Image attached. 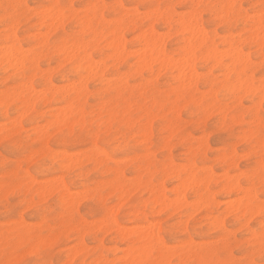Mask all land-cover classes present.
<instances>
[{"label": "rangeland", "instance_id": "obj_1", "mask_svg": "<svg viewBox=\"0 0 264 264\" xmlns=\"http://www.w3.org/2000/svg\"><path fill=\"white\" fill-rule=\"evenodd\" d=\"M55 1L56 0H15V2H20L33 6L49 4V3H57V2L80 5L83 6V13L85 17L89 15L91 16L92 14L91 18L95 22V27L89 29L91 33L90 41L89 40L83 41L82 45L84 47L85 50L84 53L86 54V56L88 53L90 59L96 61L94 62L91 60V64L93 62L98 64L97 66H93L94 64H92L94 69L93 73L96 72L98 74L94 73L96 77H92L91 76L92 74L91 75L89 74L90 76H88L87 78L88 80L86 79L87 76L86 77L80 76L78 80L79 82L75 78H70V77L78 76V74L82 70L86 69L85 67L87 66V62L86 60H84V56L79 57V59H77L76 56H73L74 58L71 56L73 59H70V57H68L69 60L68 62L67 59L65 58L63 62L53 63L51 67H48V61H45L44 70L40 72V75L44 76L46 74L47 77L46 86L43 89H41V91L38 90L41 94H38L39 92L37 91L38 93L37 92L32 93L30 95L31 97L29 96V98L27 97V99H25L24 92L27 90H23V89H27V88L26 85L24 84L21 75L23 68L22 66L17 65V63L14 62V60L10 64L9 62H7L6 59H4L3 61L2 58L4 56L1 55H4L3 52H5V46H4L5 44H4L3 36L0 35V56H1L0 57V93H4L0 95V188H2L5 179L3 167L6 157L9 160L14 159L16 161L17 170H19V165L25 162V157L23 155L22 150L14 149L11 146V144L7 149L5 148V141L10 140V138L18 134V132L25 131L27 134V130L20 129L17 125L16 119H18L21 115L30 118L29 123L32 133L46 131L48 128L47 125L48 124L54 125L53 122L51 121H56L54 123H57L56 119L59 118L62 114H67L66 115L67 118L68 115H71L72 113L71 109H73L74 106L79 110L80 109L83 110L86 107L95 108V109L97 108V110L104 109L107 107L109 110H111L116 106V104H122L124 106V110L132 114L140 112L141 109L144 110L146 109L144 111V117L146 119L144 120V123L141 124L140 123L141 118L137 120H132L131 116H129V119L126 122V126H125L126 127L125 133H119L118 130L121 127V125L117 124L116 131L118 132V134L113 135L111 139L105 141L106 157L103 160H93L90 157H79L81 156L80 153L82 151L83 152L87 151L85 149H79L74 154H71L75 156V161L79 158L77 162L74 164V167L82 168L86 170L76 173V175L72 178V180L69 181L70 186L77 190H83V191L91 190L96 186L111 187L112 189L111 196L116 199L117 201L116 209L119 212V216L118 218H114V222L116 225H119V227L117 226L108 229L109 231L111 230L110 232L107 230L101 232L99 225L102 224V223L100 224V221L103 222V216L97 214L93 217L89 213V208L96 207V205H94L88 199H83V200L73 199L72 204L75 203L76 204L74 205L75 207L72 208H70L71 205L70 207L67 206L68 214L70 216L78 214L81 217L80 220V223L82 222L81 224H87L89 227H91L92 225H96L97 227L92 229L90 233L85 232L84 234H81L83 232L80 231L79 227H66L61 223L58 226V231L56 232L54 238H50V239L46 238V242L48 243L45 242L44 246L49 249V252L47 253V258L50 261H52L53 264H74V262L77 260L79 261V264H94V261H100L106 258L109 259L110 261L112 259L114 261H120L121 259H125L126 257L125 253L131 254L133 252L132 251L134 249L133 245L139 243V241L136 240H139L137 238H139L138 236L141 230L143 231L144 228L146 229V227L144 226H148V228H150L149 226L150 224L152 227L154 225L159 226L161 224H166L168 221L172 219H175L177 224L182 222L185 231H187L189 229V226L191 225L193 238L195 239L196 242H198L197 244L212 246L218 243L221 240L220 238H222V236L220 235L219 232V226L216 225L214 222V217L220 216L234 203H237L238 199L240 198L242 199L241 190H238L240 189L238 186L239 178L234 175L236 173V165L237 164L242 165L243 167L241 171H243L250 167H254L255 161L250 162L245 159H240L239 161H237L235 157H233L231 160H229L226 157L223 160L222 156L224 151L230 147L232 148L235 147L232 144L233 137L227 131H221L218 129L217 134L212 135L210 139L205 141V144L204 142H202L203 145L202 144L200 145L201 142L194 135V133L200 129L201 124L207 122V119L211 117H216L218 120H221L222 122L223 116H227V112L230 109L228 108V105L222 104L221 101L217 100V94L223 92L224 82L227 81L226 77H228V74L230 73V69L232 70L230 74H232L233 70L235 69V67L233 66L235 65H232L230 67L228 64L224 63L225 59L228 58L229 56L228 54L230 53L229 51L227 52V50L225 51L223 49L225 44H228L229 48H231V34L230 35L228 34L229 36L226 35L224 29L220 28V26L216 24V17L209 14L211 10L210 9L201 10L200 15L203 16L204 18L203 19L196 18L195 21L193 19L196 15L194 14L192 16L193 12L189 13L188 11L190 10H188L185 6L191 4H199V3L206 5L224 4L227 3V1L230 2L232 0H199V3H197L198 0H180V1L179 0L178 1L177 0H57L56 2ZM233 1L236 4H241V5H252L255 3L259 4L260 2V0H233ZM5 2H7V0H5ZM93 3L95 6L93 5ZM151 4L174 5L176 6L177 9L175 11L176 13L175 12L172 13L170 9H166L168 10L166 12L167 14L170 12L168 15L174 14L177 17L181 16L180 18H182L183 16L181 20H183L186 24L187 22L186 19L184 20V18H186L187 15L193 17V19H191L193 20L192 23L195 24L199 22V25L195 24L199 26L197 27L199 28L197 30L203 28L201 34H203V31H206L205 37L203 36V38L202 37L201 38L207 41H203V42L201 41L204 44L202 43L199 44L201 38L199 39L200 35L197 31L196 34L197 38L192 42V43L195 42L192 45L193 46L195 45V50L196 48H198L197 44L200 45L198 49L202 47L206 48V50L211 49L208 50L207 55H205L206 51L204 53L205 56L210 55L208 57L209 59L207 58L206 60V57L204 55H201L198 56L199 59L197 60V56L193 54L195 55V56L192 55V60L194 59L193 57H195L194 64H192L193 61L191 62V65L184 63L186 66L183 64V62L178 61L181 59L174 60L172 57L180 56V54L184 52V49L187 48L183 46H186L185 44H188V46H190L189 42L190 40H192L191 38H189L190 40L189 42H187L188 39H185L184 33L187 31V28H185L184 26L185 23H182L184 27L182 30L185 29L184 30L185 32L181 31L182 33L181 32L175 33L171 30L170 27L168 28L166 24L164 25L154 22L152 27L154 28L156 33H158L160 36L166 35L165 32L167 33L168 36L170 35L169 37L167 36L161 37V40L159 42L155 41L154 44L156 43L157 46L154 48L157 49V51L162 52V54H163L162 50H164V54H165V50L167 49V53H168L167 56L170 55L169 56L170 58L168 59L172 58L171 60L173 62L171 60H167V62L164 64L163 58L161 57L162 54L160 52L158 53L157 51L156 53L151 51L153 50L152 47L151 49L148 50L155 53L156 57H154V60L151 61L150 63L151 66L149 64L150 67L142 66L143 69L145 68L143 70L141 67L142 64L140 63L139 56L141 55L142 52L145 53V51L148 52V50L145 48V45L143 46L144 42L142 41L141 37L145 34L144 32H147L148 30H141L139 25L136 23L135 19H130L126 24L122 23L124 17L121 16L117 18V13L123 12L126 14L129 10H134L136 6H145ZM104 5H108L109 7L106 8L104 7ZM116 5H124L125 7L123 9L112 7ZM180 9L183 10L181 11ZM247 10H248L247 8L244 9L245 12H247ZM77 11H80V9L79 10L77 9ZM189 16L187 17L188 20L190 19ZM188 24L191 25V21L190 23L188 22ZM118 25L119 26L122 25V26L119 27ZM195 25H193L195 28L192 25L188 27L189 28L192 27L191 30L193 29L196 30ZM118 27L122 28L121 29L122 32L118 30L119 29ZM162 29H164V31H161ZM2 31L3 30L0 29V33H2ZM188 32H186L187 38L191 36L189 35L190 32L189 33ZM116 35H119L120 38L117 37ZM112 37L114 38L113 39L114 43H117L115 41L118 39L120 40L124 39L122 43H123V47H125V50L123 53L121 51L120 54L122 58L120 57L116 58L117 57L116 53L118 52L114 53L115 55H113L112 51H114L113 49H115L116 47L112 45L113 42L111 39ZM115 37H117L118 39H115ZM258 38H259V33L257 31V39ZM184 40L187 43H185ZM197 40H199L198 43H196ZM86 45L88 46L86 47ZM214 45H216V47ZM162 46L164 48H162ZM160 48L162 50H160ZM218 48L220 49L219 51L217 50ZM193 49L194 47L192 48V52ZM130 50L131 51L134 50V51L131 52ZM212 50L213 52L214 51H218V53L220 52L219 55L217 54L218 55L217 58L219 57L220 59L213 60V58L215 57L211 56L210 54ZM136 52L138 53L136 54ZM221 52H227L228 56L225 55V58L222 59L224 53L220 56ZM157 53L161 54L159 58L157 57L159 56ZM193 53H195V51ZM40 59L41 58L39 57L36 58L37 65L40 63ZM72 60H77V62L75 64H72L71 63ZM215 60L218 61V64L216 63L217 65L214 64V62H216ZM102 62H104V64ZM169 62H171L170 63L171 65L172 63L175 65L174 66L172 65L173 67L169 66ZM65 64L70 65V67L68 68V74L65 76L58 75L60 69L63 68ZM182 65L185 66V68ZM187 65L190 66L189 68H192L189 69L191 70V73L188 72L189 70L186 69ZM161 66L164 67L160 68ZM167 67L168 69H166ZM251 67H252V72L250 73L248 79L250 80L254 77L258 83L259 78L261 79L260 63L258 62V60L255 63H253ZM36 70L39 71L38 68ZM226 70L229 73L226 72ZM156 73H158V75H156ZM187 74H191V75H187ZM87 75H88V70H87ZM186 75L188 79H184L186 78ZM192 75L195 77H193ZM197 75L199 76L197 77ZM176 76L177 78L183 77V79L182 80L176 79ZM190 76L192 77L191 80L189 79ZM31 78L35 79V74ZM31 78H29L30 82L32 80ZM194 78H196L197 80ZM84 80L87 82L85 83ZM185 80H187V83L185 82ZM192 80H195V82L194 81L192 82ZM80 81L84 82L81 88L79 87ZM73 82H75V84ZM188 83L190 84L189 87H187ZM89 84H91V90H89L88 88ZM114 84H117L118 87L117 85ZM217 85H221V86L217 87ZM194 89L196 91H194ZM54 90L57 91L60 90V91L57 92ZM79 90L80 92H78ZM82 90H83V94H82ZM250 91H254V90H250ZM14 92L16 93L15 97L12 96V94H15ZM113 92H115L116 96L113 95ZM20 93H22L23 96ZM255 93L256 90L252 92L253 96L255 95ZM6 94L7 96L9 94L8 98H6L7 96L4 97ZM104 96H107L108 99L107 100L103 99ZM35 97H36L35 100L36 102H32V100H34ZM176 99L177 101H175ZM19 100L20 103H18ZM187 100L190 102H188ZM236 100H237V105L243 104L244 107L242 109V114L240 118L234 120L233 125L235 127L244 126L246 123V121L244 120V113L256 110L255 126L258 129L260 124L259 101L256 100L255 102H253L252 98L248 95L247 90H246V95L244 94L243 96H239L236 98ZM212 102L213 104H211ZM25 103L26 105L23 106ZM30 104H32L33 106H31ZM249 104L251 105V108H248ZM64 106L67 107L65 108ZM254 107L256 109H254ZM64 108L68 110H65ZM176 108L178 110L179 109L181 110L178 111L176 110ZM62 109H64L65 111ZM69 109L71 110L70 112ZM207 111H208L207 114L208 117L206 116L204 120H201L200 118L201 113L203 112L207 113ZM57 112L60 114H58ZM221 114H223V116ZM54 116H58V117L54 119L55 118ZM9 117L10 119H6ZM150 119L153 121H151ZM42 125L45 127H42ZM36 128L38 131L36 130ZM188 129H191V131H186ZM6 131L8 132V135H5ZM142 132H144L145 136L142 135ZM149 133L151 134L150 136ZM146 134L148 135L147 137ZM39 139L40 137L38 136L36 140L30 141L28 143L31 147H35ZM193 145H196V147H193ZM71 147H78V146L72 145ZM193 152L195 153L193 154ZM107 156L111 158V160H109ZM28 159H30V157ZM51 163L54 165L55 161H52ZM187 165H189V167L193 166L190 168L191 170H189ZM183 166L185 170H183ZM203 166H205L206 169ZM117 168L120 170L118 171ZM146 168L149 169L150 172H146L145 171ZM51 171L55 172L57 171V169L55 167H52ZM170 171L172 173L176 172L177 174L173 173L172 175H170L169 174ZM188 171L192 173L194 172L193 174L195 176L193 177L195 179H197L198 177L201 180L204 179L203 182L201 181V183H196L197 181H199L197 179L195 180L196 184L194 186L193 184L194 180L192 176H190L192 175V173H189ZM24 172L25 174H27V169H24ZM167 173L169 174V176ZM218 173H220V175ZM116 174L121 176L123 175L125 178L122 179L123 177L122 176L121 179H119V177H117L118 175ZM147 174H149V176ZM208 174H209V178L212 177L210 178L211 180H209L210 182L209 184L208 181H206L207 179H205L208 176ZM221 176H223V179H221L222 178ZM227 176L230 179L224 178ZM13 177L14 174H9L10 179ZM133 177L140 180L135 182ZM176 177L179 179H177ZM190 177L192 178L193 182L191 181ZM117 178H118L117 183L119 184L115 183L116 182L115 179ZM130 178L133 180V183L130 181ZM55 179L57 178H55L54 175H50L46 179H35V178L33 179V183L37 185L39 190L40 188H43L40 190V192L43 194V199L52 200V198L54 197L55 192L58 190L57 188L53 189V187H56L57 185ZM51 181L53 182L51 183ZM108 181L109 183L107 184ZM138 182L144 185L139 187L140 184ZM158 182H161V184L162 183L163 184L160 185V183ZM183 182L189 185L187 189H184V186L182 185ZM137 183L139 185H137ZM46 184H48V186L50 187L45 186ZM228 184H231L232 188H229L230 185ZM117 185H121V186L118 188ZM187 185H185V187H187ZM159 187L160 188L163 187V189L160 191ZM47 188L50 189L49 192ZM151 189L152 191L150 192ZM227 189L230 190L227 191ZM43 190L46 193H44ZM163 191L164 194L161 193ZM159 194L164 196L163 199H166V201H168L166 202L168 203V206L169 204H173V205L177 204V205L174 207H172L173 205L168 207L166 204L162 205V202L157 203L158 197L159 199L161 198ZM182 195H184L183 197L186 201L178 200L179 199L178 197H182ZM154 197L156 198V201L155 199H153ZM203 198L205 199L203 200ZM0 199H2V196H0ZM197 200L199 201L198 205L197 203L195 204V201ZM203 201L207 202L208 204L207 203H206L207 205L204 204ZM185 202L187 204L184 206ZM202 203L205 206H202ZM98 212H99V208L97 207V213ZM62 215H63L62 202L59 197H56V199L53 200L51 207L49 208V217L53 223V227H57L55 222L57 221V219L61 218ZM256 219H258V216L256 217ZM229 222L234 224L235 220H230ZM25 223L30 229L31 228L38 229L43 223V218L40 216L39 213H29ZM15 227H16L15 222L9 219L7 214H5V212L3 211V209L0 208V260H3L5 258V247L9 241L19 246H23L24 244L27 243V240L15 239L18 232V229ZM142 227L143 229H141ZM257 227H259V224H257ZM118 228H120L121 230L119 229V231H117ZM135 229H141L138 235L135 234L136 233ZM123 230L126 232L129 230L128 232H132V233H130L128 237L124 239V236L121 234V231ZM49 231H51V228L49 229ZM146 231H150V230L148 229ZM143 232H145V230ZM133 233L135 235H131ZM182 234L183 233H181V235ZM231 234L233 235V237H235L234 232ZM55 237L57 239H55ZM89 240L91 241V243L88 242ZM93 245H95V247H93ZM114 246H116L118 249L115 248ZM80 248L82 249L85 248L86 250L84 249L83 252H80L82 250ZM119 248L122 249L120 250ZM97 249H99V252L97 251ZM72 251H74V253ZM75 252H79V253L77 254ZM38 253H39V249L35 247H29L21 255L10 256V258L15 260L18 259L24 260L26 258L34 260L38 258ZM72 257L73 260L70 259ZM176 258L177 257L175 256H169L170 264L171 261Z\"/></svg>", "mask_w": 264, "mask_h": 264}, {"label": "snow or ice", "instance_id": "obj_2", "mask_svg": "<svg viewBox=\"0 0 264 264\" xmlns=\"http://www.w3.org/2000/svg\"><path fill=\"white\" fill-rule=\"evenodd\" d=\"M112 7L123 9L125 6ZM185 7L193 12L197 19L204 18L200 15L201 10H211L209 14L216 17V24L224 29L226 35L231 34V48L225 44L223 49L230 52L224 63L230 67L235 65L234 71L224 82L223 92L217 94V100L228 105L230 109L227 116L221 114L222 122L216 117L207 119L194 135L202 143L216 135L218 129L229 132L235 147L226 149L223 156L229 160L235 157L237 161L240 159L255 161V166L241 171L243 166L236 165L235 176L239 178L238 186L242 199L220 216L214 217L222 236L218 243L212 246L197 244L193 238L191 225L185 231L182 222L177 224L176 220L172 219L166 224L154 225L139 243L133 245L134 250L126 259L110 261L106 258L94 261V264H170L169 256L177 257L171 264H264V0L252 5L224 3L191 4ZM245 8L248 9L247 12L244 11ZM166 9L172 12L177 10L174 5L151 4L136 6L126 14L118 12L117 18L123 16L122 23L125 24L130 19H135L141 30L154 31L152 26L155 22L166 24L173 32H181L183 24L176 15H166ZM92 27H95V22L90 15L88 17L83 15V6L80 5L49 3L33 6L15 0L7 2L0 0V29L3 30L0 35L4 38L5 59L9 63L15 60L17 65L22 66L21 75L27 88L24 93L25 99L46 86V74L40 75L44 70L45 61H48V67H51L53 63L63 62L66 57L76 56L79 59L84 55L82 42L91 38L89 29ZM184 35L187 39V33ZM205 51L206 48L202 47L194 54L198 57L204 55ZM167 55L166 49L165 63ZM192 55V50L186 48L180 56L172 58L190 62ZM37 57L41 58L38 65ZM257 60L260 63L261 75L258 83L254 77L251 80L247 79L252 72L251 66ZM76 62L77 60L71 61L72 64ZM69 67V64H65L58 75H67ZM34 74L35 79L29 82V78ZM80 76H87V70H82L78 76L70 78L79 80ZM83 83L80 81L79 86H83ZM88 88L91 90V84ZM246 90H249L248 95L253 102L259 101L258 129L255 126L254 110L244 113L246 121L244 126L233 125V121L240 118L244 107L243 104L237 105L236 98L243 96ZM250 90H256L254 96ZM103 99L107 100L108 97L104 96ZM248 107L251 108V105ZM144 111L141 109L135 114L128 113L122 104H116L111 110L107 107L100 110L86 107L80 111L74 106L67 118L48 127L46 131L37 133L31 132L29 117L21 115L17 119L18 127L27 130V134L25 131L18 132L10 140L5 141V148L11 144L14 149L22 150L25 162L21 163L17 170L16 161L6 157L3 167L5 179L0 188L2 196L0 208L15 222L18 229L15 239L27 240V243L19 246L9 241L5 247V258L0 260V264H53L47 258L49 249L44 245L46 238L50 239L56 235L61 223L66 227H79L81 232L90 233L96 228V225L89 227L87 224H81V217L78 214L73 216L68 214L67 206L72 204L73 199H88L96 205L89 208V213L93 217L97 214L103 216V222L99 225L101 232L118 226L114 218H118L119 212L116 209L117 201L111 196V187L96 186L83 191L70 186L69 181L76 173L86 170L75 168V156L70 154L85 149L86 152L80 153L82 157H90L93 160L105 159V141L118 134L117 124L121 125L119 133H125L129 116L132 120L141 118L142 124L146 119ZM206 116V112L201 113V120ZM5 135H8L7 131ZM38 136L40 139L35 147H31L28 142L36 140ZM72 145L78 147H71ZM52 161H55L54 165ZM52 167L57 171L52 172ZM24 169H27V174L24 173ZM9 174H14V177L10 179ZM50 175L57 178L58 190L52 200H46L42 198L33 179H46ZM56 197L61 198L63 215L55 222L57 227H53L49 208ZM29 213H39L43 218L39 229H30L26 225ZM230 220H235V223H230ZM233 232L235 237L231 234ZM88 242L91 243L90 240ZM29 247L39 249L38 258L34 260L10 258L21 255ZM97 251L99 252V249ZM74 264H79V261H75Z\"/></svg>", "mask_w": 264, "mask_h": 264}, {"label": "bare ground", "instance_id": "obj_3", "mask_svg": "<svg viewBox=\"0 0 264 264\" xmlns=\"http://www.w3.org/2000/svg\"><path fill=\"white\" fill-rule=\"evenodd\" d=\"M56 1H57V0H56ZM56 1H55V2H56ZM177 1H178V0H177ZM179 1H180V0H179ZM196 2H197V1H196ZM200 2H201V1H200ZM57 3H58V2H57ZM197 3H199V0H198ZM227 3H234V1H233V0L230 1V2L227 1ZM199 4H200V3H199ZM255 4H256V3H255ZM93 5H94V3H93ZM94 6H95V5H94ZM94 6H93V7H94ZM85 9H88V8H85ZM93 9H94V8H93ZM78 10H79V9H78ZM167 11H168V10H165V13H166ZM188 12L190 13L191 11H188ZM169 13H170V12H169ZM169 13H168V14H169ZM172 13H173V12H172ZM175 13H176V12H175ZM182 13H183V12H182ZM85 14H87V13H85ZM166 14H167V13H166ZM168 14H167V15H168ZM183 14H184V13H183ZM191 14H192V13H191ZM191 14H190V15H191ZM83 15H84V13H83ZM170 15H171V14H170ZM193 15H194V13L192 14V16H193ZM91 16H92V14H91ZM188 16H189V15H187L186 18H187ZM192 16H189V17H190L189 20L186 19L187 24H186L183 20H181V19L183 18V16H182V18H180L181 16L178 17L179 20H180V22L182 21L181 23H185L184 26H185V28H187V31H186V32H188V31L190 32V30H191V28H192V27L189 28L188 26H191V25L193 26V25H195V24H198V25H199V22H197V23H195V24L192 23V21L196 19V16L194 17V19H193ZM86 17H88V16H86ZM191 17H192V18H191ZM191 19H193V20H191ZM184 20H185V18H184ZM187 20H188V21H187ZM190 21H191V25L188 24V22L190 23ZM195 21H196V20H195ZM195 21H194V22H195ZM134 22H135V21H134ZM200 22H201V21H200ZM200 24H201V23H200ZM128 25H129V24H128ZM164 25H165V24H164ZM198 25H195V26H196V30H195V29L191 30V32H190V34H189V35H191V36H189V37L187 38V39H188L187 42H189V40H190L189 38L192 39V40H190V42H189V45H190V46H188V44H185L186 46H183V47H185V48L187 47L188 49L190 48L191 50H192V48L194 47L193 52L196 51V50L200 47L199 44H201L203 41H207V40H205V39H204V40L202 39L203 36L205 37L206 31H203V34H201L203 28L200 29V30H197V29H199V28H197V27H199ZM118 26H119V25H118ZM121 26H122V25H121ZM121 26H119V27H121ZM119 27H118V28H119ZM193 27H194V26H193ZM168 28H169V27H168ZM183 28H184V27H183ZM194 28H195V27H194ZM94 29H95V28H94ZM121 29H122V28H119L118 30L121 31ZM188 29H189V30H188ZM184 30H185V29H184ZM184 30H182V31L185 32ZM197 31H198V33H199V35H200L199 39L202 37V38H201L202 40L200 39V43L197 44V45H198V48H196V50H195V45H194V46L192 45V44H194L195 42H194V43H192V42L197 38V35H196V34H197ZM199 31H201V32H199ZM109 32H110V31H109ZM118 32H119V31H118ZM121 32H122V31H121ZM143 32H144V31H143ZM143 32H142V33H143ZM147 32H149V33H147ZM147 32H144L145 34L141 37L142 41L144 42L143 46L145 45V48H146L147 50H148V49H151V48L153 47V50H151V51H153V52H155V53H156L157 49H155L154 47H156L157 45H156V43L154 44V42H155V41H158V42H159V41L161 40V37H166V36L169 37V36H170V35L168 36L166 32H165L166 35H164V36H160L158 33L155 32V30H154V31H149V30H148ZM186 32H185V33H186ZM189 32H188V33H189ZM195 32H196V33H195ZM175 33H176V32H175ZM177 33H179V32H177ZM181 33H182V32H181ZM191 33H192V34H191ZM100 34H101V33H100ZM119 34H122V33H119ZM108 35H109V34H108ZM199 35H198V36H199ZM201 35H202V36H201ZM229 35H230V34H229ZM229 35H228V36H229ZM116 36L119 37V35H116ZM121 36H122V35H121ZM217 36H219V35H217ZM225 36H226V35H225ZM117 37H115V39H118ZM101 38H102V37H101ZM119 38H120V37H119ZM122 38H123V37H122ZM111 39H112V41H113V42L111 41V42H112V45H113L114 47H116L115 49H113L115 52L112 51V52H113V55H115L114 53L118 52V53H116V55H117L116 58H118V57L122 58V56H120V54H121V51H122V53H123L124 50H125V47H123V43H122V41H123L124 39H123V40H120V39L116 40L115 42H117V43H114V40H113L114 38H113V37H112ZM166 39H168V38H166ZM258 39H259V38H258ZM213 40H214V39H213ZM89 41H90V39H89ZM101 41H102V40H101ZM119 41H120V42H119ZM162 41H163V40H162ZM198 41H199V40H197L196 43H198ZM201 41H202V42H201ZM184 42H185V40H184ZM187 42H185V43H187ZM229 42H230V41H229ZM85 43H86V42H85ZM105 43H106V42H105ZM107 44H108V43H107ZM202 44H204V43H202ZM206 44H207V43H206ZM84 45H85V44H84ZM229 45H230V44H229ZM4 46H5V45H4ZM87 46H88V45H86V47H87ZM113 46H112V47H113ZM164 46H165V45H164ZM214 46L216 47V45H214ZM159 47H160V46H159ZM196 47H197V46H196ZM95 48H97V47H95ZM109 48H110V46H109ZM162 48H164V47L162 46ZM83 49H84V47H83ZM116 49H117V50H116ZM212 49H213V48H212ZM135 50H136V49H135ZM137 50H138V49H137ZM160 50H162V49L160 48ZM208 50H211V49H208ZM208 50H206L205 55H207ZM215 50H216V49H215ZM217 50H218V49H217ZM130 51H131V50H130ZM132 51H134V50H132ZM132 51H131V52H132ZM151 51L148 50V52H146V51H145V53L142 52L143 54L141 53V55L139 56V57H140V63L142 64V65H141V64L139 63V64L141 65V67H142V66H144V67H145V66H146V67H150V66H151V64H150L151 61L154 60V57H156V54L154 55V53L151 52ZM162 51H163V54H162V52L157 51L158 53L160 52V53L162 54V56H161V54H158V53H157V54L159 55V56H157V57L159 58V57L161 56V57L163 58V62H164L165 54H164V50H162ZM184 51H185V49H184ZM218 51H219V50H218ZM218 51H214V52H213V50H212V52H210L211 56H214V57H215V58H213V60H214V59H220L219 57L217 58V56H218L219 53H220V52L218 53ZM225 51H226V50H225ZM84 52H85V50H84ZM131 52H129V53H131ZM138 52H139V51H138ZM138 52H136V54H137ZM227 52H228V51H227ZM227 52H221L220 56L224 53V54H223L224 56H222V59L225 58V55H226V56L230 55V54H228ZM3 53H4V55H1V56H4V57H5V52H3ZM86 53H87V52H86ZM150 53H151V54H150ZM229 53H230V52H229ZM89 54H90V53H89ZM132 54H133V53H132ZM193 54H194V53H193ZM212 54H213V55H212ZM217 54H218V55H217ZM227 54H228V55H227ZM205 55H204V56H205ZM1 56H0V57H1ZM83 56H84V60H86V62H87V66H86L85 68L88 70V75H87V77L85 76L86 79H87L88 76H90L91 74H92V75H91L92 77H96L95 74H94V73H96V72L93 73V71H94L93 66H97L98 64H97V63H94V62H96L95 60L90 59L88 53H87V56H86L85 53H84ZM169 56H170V55H169ZM169 56H167V60H171V59H172V58H171V59H168V58H170ZM193 56H195V55H193ZM209 56H210V55H209ZM209 56H205V57H206V60H207V58H208ZM4 57L2 58L3 61H4V59H5ZM72 57H73V56H72ZM72 57H70V59H73V58H74V57H73V58H72ZM107 57H108V56H107ZM107 57H106V58H107ZM193 58H194V59L192 60V56L190 57V62H186L185 60H182V59H181V60H178V61L183 62V64L185 63V64H190V65H191V62H192V61H193L192 64H194L195 57H193ZM66 59H67V62H68V61H69V60H68V57H66ZM198 59H199V58L197 57V60H198ZM208 59H209V58H208ZM222 59H221V60H222ZM84 60H82V61H84ZM91 60L94 61V62L92 63V64H94L93 66H92V64H91ZM121 60H122V59H121ZM155 60H156V59H155ZM157 60H158V59H157ZM159 60H160V59H159ZM101 61H102V60H101ZM119 61H120V60H119ZM171 61H172V60H171ZM215 61H216V62H214V64H216V63L218 64V61H217V60H215ZM7 62H8V61H7ZM14 62H15V60H14ZM65 62H66V61H65ZM115 62H116V61H115ZM122 62H123V61H122ZM155 62H157V61H155ZM172 62H173V61H172ZM180 62H179V63H180ZM255 62H256V61H255ZM255 62H254V63H255ZM258 62H259V61H258ZM11 63H12V62H11ZM99 63H100V62H99ZM102 63L104 64V62H102ZM153 63H154V62H153ZM170 63H171V62H169V66H172V65L174 66V65H175V64H173V63H172V65H171ZM179 63H178V64H179ZM219 63H221V62H219ZM9 64H10V63H9ZM15 64H16V63H15ZM79 64H80V63H79ZM149 64H150V66H149ZM164 64H165V62H164ZM178 64H177V65H178ZM180 64H181V63H180ZM185 64H184V65H185ZM214 64H213V65H214ZM217 64H216V65H217ZM211 65H212V64H211ZM19 66H21V65H19ZM58 66H59V64H58ZM104 66H105V65H104ZM107 66H109V65H107ZM165 66H166V65H165ZM173 66H172V67H173ZM178 66H179V65H178ZM182 66H183V65H182ZM185 66H186V65H185ZM185 66H183V67L185 68ZM226 66H227V65H226ZM226 66H224V67H226ZM77 67H79V66H77ZM77 67H76V68H77ZM83 67H84V66H83ZM102 67H103V66H102ZM141 67H140V68H141ZM163 67H164V66H163ZM163 67L161 66L160 68H163ZM189 67H190V66L187 65L186 69H187V70L192 69V68H189ZM192 67H193V66H192ZM233 67H235V66H233ZM58 68H59V67H58ZM58 68H57V69H58ZM212 68H213V67H212ZM16 69H17V68H16ZM95 69H96V67H95ZM101 69H102V68H101ZM136 69H137V68H136ZM142 69H143V67H142ZM144 69H145V68H144ZM144 69H143V70H144ZM166 69H168V67H167ZM174 69H175V68H174ZM228 69H230V68H228ZM233 69H234V68H233ZM97 70H98V69H97ZM164 70H165V69H164ZM182 70H183V69H182ZM4 71H5V70H4ZM46 71H47V70H46ZM74 71H75V70H74ZM103 71H104V70H103ZM141 71H142V70H141ZM176 71H177V70H176ZM231 71H232V70L230 69V73H231ZM233 71H234V70H233ZM12 72H14V71H12ZM139 72H140V71H139ZM178 72H179V71H178ZM188 72L191 73V70H189ZM188 72H187V73H188ZM226 72H228V71L226 70ZM132 73H133V72H132ZM141 73H142V72H141ZM180 73H181V72H180ZM194 73H195V72H194ZM223 73H225V72H223ZM228 73H229V72H228ZM230 73H229V74H230ZM89 74H90V75H89ZM96 74H98V73H96ZM101 74H102V73H101ZM178 74H179V73H178ZM229 74H228V76H229ZM93 75H94V76H93ZM156 75H158V73H156ZM180 75H181V74H180ZM187 75H191V74H187ZM187 75H186V78H184V79H188V78H187ZM194 75H195V74H194ZM222 75H223V74H222ZM251 75H252V74H251ZM174 76H175V75H174ZM181 76H182V75H181ZM183 76H184V75H183ZM192 76H193V75H192ZM195 76H196V75H195ZM195 76H193V77H195ZM198 76H199V75H197V77H198ZM225 76H226V75H225ZM225 76H223V77H225ZM249 76H250V75H249ZM117 77H118V76H117ZM178 77H179V76H178ZM201 77H202V76H201ZM30 78H31V77H30ZM226 78H228V77H226ZM31 79H32V78H31ZM176 79H179V80L181 79V80H182L183 77H181V78H177V76H176ZM189 79L191 80L192 77L190 76ZM194 79H196V78H194ZM247 79H248V78H247ZM87 80H88V79H87ZM118 80H121V79H118ZM147 80H148V79H147ZM196 80H197V79H196ZM250 80H251V79H250ZM259 80H260V78H259ZM77 81H78V80H77ZM84 81H85V80H84ZM193 81L195 82V80H192V82H193ZM29 82H30V80H29ZM78 82H79V81H78ZM86 82H87V81H85V83H86ZM124 82H125V81H124ZM180 82H181V81H180ZM185 82L187 83V80H185ZM185 82H184V83H185ZM71 83H72V82H71ZM73 83L75 84V82H73ZM104 83H105V82H104ZM111 83H112V82H111ZM122 83H123V82H122ZM83 84H84V83H83ZM105 85H106V84H105ZM110 85H111V84H110ZM114 85H117V84H114ZM114 85H113V86H114ZM130 85H132V84H130ZM139 85H140V83H139ZM142 85H143V84H142ZM186 85H187V84H186ZM222 85H223V83H222ZM71 86H73V85H71ZM74 86H75V85H74ZM133 86H134V85H133ZM189 86H190V84L188 83L187 87H189ZM220 86H221V85H220ZM79 87L81 88V86H79ZM79 87H78V88H79ZM117 87H118V85H117ZM75 88H76V87H75ZM173 88H174V87H173ZM175 88H176V87H175ZM22 89H23V88H22ZM57 89H58V86H57ZM104 89H105V87H104ZM23 90H27V89H23ZM44 90H45V89H44ZM49 90H50V89H49ZM111 90H112V87H111ZM186 90H187V89H186ZM189 90H190V88H189ZM214 90H215V89H214ZM40 91H41V90H40ZM54 91H57V90H54ZM54 91H53V93H54ZM58 91H60V90H58ZM58 91H57V92H58ZM92 91H93V90H92ZM194 91H196V90L194 89ZM248 91H249V90H247V92H248ZM254 91H255V90H254ZM254 91H252V92H254ZM18 92H19V91H18ZM25 92H26V91H25ZM25 92H24V93H25ZM38 92H39V91H38ZM38 92H37V93H38ZM78 92H80V90H79ZM78 92H77V93H78ZM94 92H95V91H94ZM117 92H118V91H117ZM203 92H204V91H203ZM211 92H212V91H211ZM14 93H15V92H14ZM90 93H91V92H90ZM138 93H139V92H138ZM138 93H137V94H138ZM175 93H176V92H175ZM1 94H4V93H0V95H1ZM20 94H22V93H20ZM38 94H41V93L39 92ZM55 94H57V93H55ZM82 94H83V90H82ZM119 94H120V93H119ZM167 94H169V93H167ZM15 95H16V93H15V94H12V96H14V97H15ZM245 95H246V91H245ZM6 96H7V94H6L4 97H6ZM8 96H9V94H8ZM8 96H7L6 98H8ZM22 96H23V94H22ZM29 96H30V95H29ZM29 96H28V98H29ZM115 96H116V95H115ZM4 97H3V98H4ZM30 97H31V96H30ZM177 97H178V96H177ZM181 97H182V96H181ZM202 97H204V96H202ZM86 98H87V97H86ZM173 99H175V98H173ZM213 99H214V98H213ZM238 99H239V98H238ZM1 100H2V99H1ZM12 100H13V99H12ZM12 100H11V101H12ZM35 100H36V97L34 98V100H32V102H36ZM109 100H110V99H109ZM188 100H189V99H188ZM188 100H187V101H188ZM197 100H198V99H197ZM200 100H201V99H200ZM240 100H241V98H240ZM3 101H4V100H3ZM19 101H20V100H19ZM28 101H30V100H28ZM102 101H103V100H102ZM161 101H162V100H161ZM175 101H177V99H176ZM198 101H199V100H198ZM164 102H165V101H164ZM166 102H167V101H166ZM188 102H190V101H188ZM195 102H196V101H195ZM239 102H240V101H239ZM30 103H31V102H30ZM128 104H129V103H128ZM131 104H132V103H131ZM211 104H213V102H212ZM257 104H258V103H257ZM9 105H10V104H9ZM25 105H26V103H25L23 106H25ZM30 105L33 106L32 104H30ZM30 105H29V106H30ZM67 105H70V104H67ZM181 105H184V104H181ZM193 105H194V104H193ZM7 107H8V106H7ZM64 107H65V106H64ZM66 107H67V106H66ZM66 107H65V108H66ZM83 107H84V105H83ZM24 108H25V107H24ZM51 108H52V107H51ZM55 108H56V107H55ZM65 108H64V109H65ZM68 108H69V107H68ZM70 108H72V107H70ZM102 108H103V107H102ZM168 108H169V107H168ZM179 108H180V107H179ZM248 108H249V107H248ZM257 108H259V107H257ZM59 109H60V108H59ZM64 109H62V110H64ZM96 109H97V108H96ZM181 109H182V107H181ZM181 109L178 110V109L176 108V110H178V111H180ZM254 109H256V108L254 107ZM65 110H68V109H65ZM65 110H64V111H65ZM71 110H72V109H71ZM71 110L69 109V112H70ZM80 110H81V109H80ZM145 110H146V109H145ZM211 110H212V109H211ZM59 111H60V110H59ZM64 111H62V112H64ZM81 111H83V110H81ZM200 111H201V110H200ZM255 111H256V110H255ZM5 112H6V111H5ZM62 112H61V114H62ZM166 112H167V111H166ZM54 113H55V112H54ZM57 113H58V112H57ZM57 113H56V114H57ZM150 113H151V112H150ZM215 113H216V112H215ZM19 114H20V113H19ZM26 114H27V113H26ZM56 114H55V115H56ZM58 114H60V113H58ZM69 114H70V113H69ZM163 114H164V113H163ZM165 114H166V113H165ZM207 114H208V111H207ZM52 115H53V114H52ZM66 115H67V114H62L61 116H63V117L60 116V117L57 118V119H56V117H58V116H54V117H55L54 119H56L57 122H59L60 118H61V120H62V119H65V118H66ZM209 115H211V114H209ZM41 116H42V115H41ZM68 116H69V115H68ZM174 117H175V116H174ZM174 117H173V118H174ZM207 117H208V116H207ZM138 119H139V118H138ZM16 120H17V119H16ZM150 120H151V119H150ZM50 121H51V119H50ZM146 121H147V120H146ZM148 121H149V120H148ZM151 121H153V120H151ZM51 122H53V124H56V123H54V122H56V121H51ZM51 122H50V123H51ZM129 122H130V121H129ZM237 122H238V121H237ZM257 122H258V121H257ZM257 122H256V123H257ZM150 124H151V122H150ZM39 125H40V124H39ZM49 125H50V126H53V125H51V124H48L47 126L49 127ZM257 125H258V124H257ZM47 126H46V128H47ZM148 126H149V125H148ZM2 127H3V126H2ZM42 127H45V126L42 125ZM146 127H147V126H146ZM3 128H4V127H3ZM46 128H45V130H46ZM36 130H37V128H36ZM39 130H40V129H39ZM42 130H43V129H42ZM37 131H38V130H37ZM146 132H147V131H146ZM150 132H151V131H150ZM175 132H176V131H175ZM175 132H174V133H175ZM151 133H152V132H151ZM142 135L145 136L144 132H142ZM150 135H151V134L149 133V136H150ZM140 136H141V135H140ZM144 136H143V138H144ZM147 136H148V135L146 134V137H147ZM149 138H150V137H149ZM149 138H148V139H149ZM146 139H147V138H146ZM144 141H146V140H144ZM118 142H119V141H118ZM138 143H139V140H138ZM141 143H142V142H141ZM206 143H207V142H206ZM201 144H202V143H200V145H201ZM204 144H205V141H204ZM165 145H167V144H165ZM202 145H203V144H202ZM198 146H199V145H198ZM195 147H196V146H195ZM110 149H111V148H110ZM206 149H207V148H206ZM222 149H223V148H222ZM169 151H170V149H169ZM149 152H150V151H149ZM168 153H169V152H168ZM194 153H195V152H193V154H194ZM221 153H222V152H221ZM153 154H154V153H153ZM70 155H71V154H70ZM77 155H78V154H77ZM79 157H82V156H79ZM107 157H108V156H107ZM134 157H135V156H134ZM149 157H150V156H149ZM222 157H223V160H224V158H226V157H224V156H222ZM108 158H109V157H108ZM146 158H147V157H146ZM78 159H79V158H78ZM78 159H77V160H78ZM80 159H82V158H80ZM77 160L75 161V163L77 162ZM109 160H111V158H109ZM134 160H135V159H134ZM106 161H107V160H106ZM114 161H115V160H114ZM131 161H132V159H131ZM197 162H198V161H197ZM75 163H74V164H75ZM86 163H87V162H86ZM169 163H170V162H169ZM230 163H231V162H230ZM234 163H235V162H234ZM101 165H102V164H101ZM177 165H178V164H177ZM99 166H100V165H99ZM148 166H149V165H148ZM187 166H188L189 170H191L190 168L193 167V166L189 167V165H187ZM228 166H229V165H228ZM178 167H179V166H178ZM203 167L206 169L205 166H203ZM230 167H231V166H230ZM140 168H141V167H140ZM179 168H180V167H179ZM181 168H182V167H181ZM185 168H186V167H185ZM117 169H118V168H117ZM176 169H177V168H176ZM202 169H203V168H202ZM112 170H114V169H112ZM119 170H120V169H118V171H119ZM148 170H149V169L146 168L145 171H146V172H150V170H149V171H148ZM183 170H185V169H184V166H183ZM192 170H194V169H192ZM115 171H116V169H115ZM108 172H109V171H108ZM170 172H171V171H170ZM170 172H169L170 175H172L173 173H176V172H173V173H172V172L170 173ZM188 172H189V173H192V172H190V171H188ZM24 173H25V172H24ZM193 173H194V172H193ZM193 173H192V175H190V174H189V175L192 176V178H193V180H194V182H193V181H192V178L190 177V178H191V181H192L193 184H194V186H195L196 183H201V181L203 182L204 179L202 178L203 180H201L199 177L197 178L199 181L196 182L195 180H197V179H195V178L193 177V176H195ZM149 174H151V173H149ZM149 174H147V175L149 176ZM167 174H168V173H167ZM169 174H168V176H169ZM176 174H177V173H176ZM218 174L220 175V173H218ZM116 175H118V174H116ZM143 175H144V174H143ZM229 175H230V174H229ZM234 175H235V174H234ZM122 176H123V175H122ZM122 176H121V175H118L117 177H119V179H121ZM164 177H166V176H164ZM164 177H163V178H164ZM207 177L209 178V174H208ZM207 177H206L205 179H207L206 181H208V184H209V183H210L209 180H211L210 178H212V177H210L209 179H208ZM221 177H222L221 179H223V176H221ZM55 178H56V177H55ZM123 178H125V177L123 176L122 179H123ZM133 178H134V177H133ZM176 178H177V177H176ZM224 178H228V179H230L228 176H227V177H224ZM113 179H114V178H113ZM165 179H166V178H165ZM177 179H179V178H177ZM228 179H227V180H228ZM47 180H48V179H47ZM52 180H53V178H52ZM55 180H56V183H57V179H55ZM115 180H116L115 183H117L118 178L115 179ZM138 180H140V179L134 178V181H135V182H137ZM154 180H155V179H154ZM227 180H226V181H227ZM100 181H101V180H100ZM130 181L133 183V180H132L131 178H130ZM130 181H129V182H130ZM46 182H47V181H46ZM52 182H53V181H51V183H52ZM140 182H141V181H140ZM140 182H138V183L140 184ZM195 182H196V183H195ZM215 182H216V181H215ZM100 183H101V182H100ZM108 183H109V181L107 182V184H108ZM138 183H137V185H139ZM158 183H160V185L163 184V183L161 184V182H158ZM180 183H182V182H180ZM180 183H179V184H180ZM111 184H112V182H111ZM113 184H114V183H113ZM117 184H119V183H117ZM191 184H192V183H191ZM55 185H56V184H55ZM142 185H144V184H140L139 187L142 186ZM154 185H155V184H154ZM182 185L184 186V189H187V188L189 187V185L185 184L184 182H183ZM185 185H187V187H185ZM197 185H198V184H197ZM204 185H205V184H204ZM222 185H224V184H222ZM228 185H230L229 188H232L231 184H228ZM228 185H226V186H228ZM45 186H48V184H46ZM45 186H44V187H45ZM120 186H121V185H117L118 188H119ZM178 186H179V185H178ZM190 186H192V185H190ZM233 186H234V184H233ZM48 187H50V186H48ZM151 187H152V186H151ZM153 187H154V186H153ZM160 187H161V186H160ZM160 187H159V188H160ZM218 187H219V186H218ZM224 187H225V186H224ZM45 188H46V187H45ZM54 188H57V185H56V187H53V189H54ZM182 188H183V187H182ZM204 188H205V187H204ZM221 188H222V187H221ZM227 188H228V187H227ZM41 189H43V188H40V190H41ZM132 189H133V188H132ZM153 189H154V188H153ZM155 189H156V188H155ZM162 189H163V187L160 188L159 190L161 191ZM169 189H170V188H169ZM233 189H234V188H233ZM47 190H48V192H49L50 189L47 188ZM113 190H114V189H113ZM159 190H158V191H159ZM207 190H208V189H207ZM229 190H230V189H227V191H229ZM238 190H240V189H238ZM43 191H44V190H43ZM55 191H56V189H55ZM125 191H126V190H125ZM133 191H134V190H133ZM133 191H131V192H133ZM151 191H152V189L150 190V192H151ZM164 191H165V190H164ZM164 191L161 192V193L164 194ZM176 191H177V190H176ZM185 191H186V190H185ZM48 192H47V193H48ZM209 192H210V191H209ZM44 193H46V192L44 191ZM128 193H130V192H128ZM210 193H211V192H210ZM157 194H158V192H157ZM179 194H181V193H179ZM182 194H184V193H182ZM41 195H42V198H43V194H42V193H41ZM159 195L161 196V198L159 199V197H158L157 203L162 202V205H165V204H166V205L168 206V203H166V202H168V201H166V199H163L164 196H162L161 194H159ZM159 195H158V196H159ZM47 196H48V195H47ZM183 196H184V195H182V197H178V198H179L178 200H185ZM210 196H211V195H210ZM155 197H156V196H155ZM155 197H154L153 199H155V201H156V198H155ZM211 197H212V196H211ZM124 198H125V197H124ZM175 198H176V197H175ZM180 198H181V199H180ZM239 198H240V197H239ZM60 199H61V198H60ZM153 199H152V200H153ZM204 199H205V198H203V200H204ZM240 199H241V198H240ZM240 199H238V201H239ZM159 200H160V201H159ZM210 200H213V199H210ZM74 201H75V200H74ZM155 201H154V202H155ZM185 201H186V200H185ZM61 202H62V201H61ZM177 202H178V201H177ZM182 202H183V201H182ZM192 202H193V200H192ZM192 202H191V203H192ZM198 202H199L198 200L195 201V204L197 203V205H198ZM203 202H204V201H203ZM208 202H209V200H208ZM72 203H73V201H72ZM74 203H75V202H74ZM157 203H156V204H157ZM179 203H180V202H179ZM188 203H189V201H188ZM206 203H207V202H204V204H206ZM226 203H227V202H226ZM75 204H76V203H75ZM75 204H71V207H70V205H69V207H70V208L75 207V206H74ZM186 204H187V203L185 202L184 206H185ZM204 204L202 203V206H205ZM207 204H208V203H207ZM207 204H206V205H207ZM229 204H230V203H229ZM229 204H227V205H229ZM119 205H120V204H119ZM172 205H173V204H169V206H172ZM176 205H177V204H174L172 207H174V206H176ZM189 205H190V204H189ZM169 206H168V207H169ZM200 206H201V205H200ZM202 206H201V207H202ZM165 207H166V206H165ZM168 207H167V208H168ZM197 207H198V206H197ZM153 208H154V207H153ZM167 208H166V209H167ZM229 208H230V207H229ZM194 209H195V208H194ZM190 210H191V209H190ZM194 211H195V210H194ZM156 213H157V212H156ZM171 213H172V212H171ZM175 213H176V212H175ZM157 214H158V213H157ZM194 214H195V213H194ZM192 215H193V214H192ZM204 215H205V214H204ZM211 216H212V215H211ZM101 219H102V218H101ZM186 219H187V218H186ZM209 219H210V218H209ZM82 220H83V219H82ZM95 220H96V219H95ZM99 220H100V219H99ZM163 220H165V219H163ZM163 220H161V221H163ZM10 222H11V221H10ZM178 222H179V221H178ZM196 222H197V221H196ZM27 223H28V222H27ZM36 223H38V222H36ZM81 223H82V222H81ZM101 223H102V221H100V224H101ZM29 224H30V223H29ZM29 224H28V225H29ZM147 224H148V223H147ZM36 225H37V224H36ZM140 226H141V225H140ZM149 226H150V228L152 227L151 224H150ZM115 227H117V226H115ZM118 227H119V225H118ZM144 227H146V229H145V228L143 229V227H142L141 229H143V231L145 230V232H143L141 229H135V230H136V231H135V232H136L135 234H137V235H138V233L140 232V230H141V232H142V233L140 232V234H139V236H138L139 238H137V239H139V240H136V241H140V239L144 238V237H145V236L151 231V229H152V228H151V229L148 228V226H144ZM217 227H218V226H217ZM217 227H215V228H217ZM15 228H17V227H15ZM15 228H14V229H15ZM28 228H29V227H28ZM120 228H121V227H120ZM120 228H118V230H117V229H116V230L119 231ZM134 228H135V227H134ZM147 228H148L150 231H146V230H148ZM38 229H39V228H38ZM49 229H50V228H49ZM63 229H64V228H63ZM63 229H62V230H63ZM132 229H133V228H132ZM11 230H12V228H11ZM120 230H121V229H120ZM60 231H61V230H60ZM65 231H66V230H65ZM107 231H109V230H107ZM110 231H111V230H110ZM110 231H109V232H110ZM128 231H129V230H128ZM128 231H127V232H128ZM130 231H131V230H130ZM109 232H108V233H109ZM127 232L124 231V230L121 231V234L124 236V239H126V238L128 237V235H129L130 233H132V232H128V234H127ZM133 232H134V231H133ZM84 233H85V232H83V233H81V234H84ZM135 234L133 233V234H131V235H135ZM118 235H119V234H118ZM122 235H121V236H122ZM121 236H120V237H121ZM52 238H54V237H52ZM218 238H219V237H218ZM55 239H57V238L55 237ZM82 239H83V237H82ZM220 239H222V238H220ZM82 241H83V240H82ZM212 241H214V240H212ZM207 242H208V241H207ZM207 242H206V243H207ZM210 242H211V241H210ZM24 243H25V242H24ZM46 243H48V242H46ZM196 243H198V242H196ZM75 244H77V243H75ZM75 244H74V246H75ZM204 244H205V243H204ZM78 245H79V243H78ZM72 246H73V245H72ZM80 246H81V245H80ZM100 246H101V245H100ZM81 247H82V246H81ZM114 247L117 248L116 246H114ZM114 247H113V248H114ZM73 248H74V247H73ZM131 248H132V247H131ZM131 248H130V249H131ZM31 249H33V248H31ZM80 249H82V248H80ZM84 249H85V248H84ZM84 249H82L80 252H83ZM117 249H118V248H117ZM119 249L121 250L122 248H119ZM132 249H133V248H132ZM29 250H30V249H29ZM58 250H59V249H58ZM73 250H74V249H73ZM85 250H86V249H85ZM133 250H134V249H133ZM133 250H132V251H133ZM126 251H127V250H126ZM132 251H131V252H132ZM27 252H28V251H27ZM72 252L74 253V251H72ZM75 253L78 254L79 252H75ZM114 254H115V253H114ZM125 254H126V257H128V255H130V253H129V254L125 253ZM24 255H25V254H24ZM124 256H125V255H124ZM126 257H125V259H126ZM170 258H171V257H170ZM68 259H69V258H68ZM70 259L73 260V257L70 258ZM168 259H169V258H168ZM171 259H172V258H171ZM18 260H19V259H18ZM111 261H114V260L112 259ZM169 261H170V260H169Z\"/></svg>", "mask_w": 264, "mask_h": 264}]
</instances>
